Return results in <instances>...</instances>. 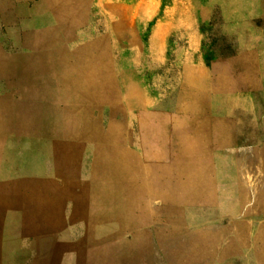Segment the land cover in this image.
<instances>
[{"label":"rangeland","instance_id":"1","mask_svg":"<svg viewBox=\"0 0 264 264\" xmlns=\"http://www.w3.org/2000/svg\"><path fill=\"white\" fill-rule=\"evenodd\" d=\"M177 2L0 0V264H264V91L237 155L140 137L178 82L182 35L168 82L150 42Z\"/></svg>","mask_w":264,"mask_h":264},{"label":"crops","instance_id":"2","mask_svg":"<svg viewBox=\"0 0 264 264\" xmlns=\"http://www.w3.org/2000/svg\"><path fill=\"white\" fill-rule=\"evenodd\" d=\"M146 6L151 20L157 5ZM137 8L141 23L142 2ZM166 14L163 20H154L151 57L165 70L168 82L174 65L168 43L173 34H181L178 82L166 87L165 96L150 110V131L147 134L141 125L140 137L150 139V154L159 143L181 148L185 145L181 139L188 138V146L196 148L190 152L237 155L239 112H253L259 91H264V0H179ZM226 122L234 123L233 133H221V123ZM220 137L230 139L229 150L216 144ZM234 160L237 163V156ZM196 162L193 168L218 174L215 161ZM199 176L204 179L205 173ZM215 180L220 184L218 175Z\"/></svg>","mask_w":264,"mask_h":264}]
</instances>
